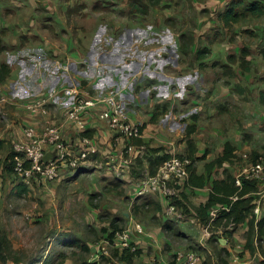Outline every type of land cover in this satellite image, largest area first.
<instances>
[{
  "label": "rangeland",
  "instance_id": "rangeland-1",
  "mask_svg": "<svg viewBox=\"0 0 264 264\" xmlns=\"http://www.w3.org/2000/svg\"><path fill=\"white\" fill-rule=\"evenodd\" d=\"M66 1L65 4L68 6L66 13H68V8L72 9L74 6L87 8L73 11V14H67L63 18L58 13L56 14L60 4L52 2L48 3L51 6L47 9V14L43 10V12H40V17H38L39 12L32 8L31 14L33 15L30 19L28 17L29 12L25 10L9 21L8 28L0 27V46L3 48V52L0 53V61H7L12 67V78L16 80L14 82L16 85L23 82L22 88L26 89H19L21 95L26 94L25 90H29L31 94H36L43 89L48 90L62 85L64 82L78 84L74 74L100 77L102 73H107V75L116 73L119 69L115 68L114 64L109 65L107 61L109 59L108 56L114 55L112 53L113 43L124 45L125 42L126 44L130 42L131 45L133 42V45H135L142 40V44L145 46L146 44L144 43L147 40L145 29L149 28L145 26L143 27L145 29H142V23H153L159 28L158 21L161 24L165 23L174 32H185L189 36L192 35V45L201 44L200 48L198 45L199 49L214 43L211 53L207 54L205 59V64L208 68L207 76L211 75L210 81L216 78L210 67L216 58L218 59L222 55L225 57V48L228 43H232L233 48H239V52L241 51L240 49L247 48L249 54L253 56L256 70L263 67L262 72L264 74V66L260 65L258 63L260 59L256 58L261 56L260 52L264 46V17H247L239 23L225 27L223 23L217 20V14L211 16L209 10L196 9V6L199 8L201 6L205 7L208 0H163L158 6H152L149 0H140L143 4L140 8L142 13L139 11L132 12L134 8L130 6L129 0H124V3L120 0H111L110 2L105 0ZM146 6H148L147 9ZM145 9L146 12L143 11ZM130 29L133 32L132 40H124L123 38L127 36V32ZM36 30L41 32L42 39L44 38L43 36L46 38L43 42L39 41L42 44H39L36 37H28L26 39L22 33H36ZM157 30L159 32V29ZM162 32L160 31L159 33ZM14 33L18 34V45L24 44V46L8 48L11 46V37ZM75 39L78 41L76 44L78 49L73 50L72 46H75ZM117 40H119V43ZM44 42H47V44H44ZM162 42V39H160V44ZM167 42L172 44V41ZM181 45L178 47V53L180 54H182ZM43 47H47V49ZM54 52L63 60H59L58 57L53 58L52 54ZM85 55H87V58L85 57L84 59L83 56ZM145 55L141 50L137 49L127 51V56L132 59L138 60ZM112 59L115 62V58ZM85 60H87L88 66L83 65L82 62ZM185 60L187 68L191 61L196 60V56L195 54L188 55ZM233 65L232 67H227V69L236 72L239 66L236 64V68L233 69ZM249 65L250 63L247 67ZM258 65L261 67L257 68ZM124 66L127 68V65ZM240 71L245 72L244 70ZM39 81H43V83ZM231 82V85L230 83L220 84L219 89L221 91H218L217 94H223L224 98L228 93L234 94V92L240 90L238 85L234 83L235 80ZM82 84L84 83L82 82ZM202 84L203 79L200 80L199 85L202 86ZM9 86L13 90V82L12 86L10 84ZM100 86L101 83L99 85L101 89L102 86ZM259 89L260 87L256 88V91ZM114 92L118 93L117 90ZM2 93L4 92L2 91ZM2 93H0V96H4ZM3 110H6V112L3 111V113L5 112L4 117H0V132L3 131L4 126L9 130L6 131L4 138L0 139V151L2 152V157L0 158V192L2 193L0 209L3 208V203L6 202L4 210L0 211V231L8 236L12 247L14 246L9 253L11 257L21 258L25 264L30 262L35 264L91 263L92 248L97 243L111 233L127 230L134 227L136 223H140L145 230L142 237L145 236L143 238L148 242L146 245H142L140 253L134 256L135 260H139V264H146V262L159 264L160 258L161 260L168 258V261L171 262L174 259L173 256L178 252L186 251H194L202 260L204 258L205 262L203 260L202 264H214L213 256L208 255L202 250L203 247H200L199 238L201 233L196 223L167 217L165 208L155 195V197H147L140 206L133 207L130 196L135 193L134 184L136 185L137 181H134V184L131 182L123 183L118 178L121 176L120 173L106 170L99 173L89 170V172H80V174L72 176L66 173L53 182L42 185L36 184V186L28 188L27 193L18 198L4 195L7 183L12 184L17 179L16 176L10 179L7 176L5 177L2 168L6 162L11 167L9 160L13 155L12 142L18 135L15 138L10 137L9 134L12 129L8 128L7 125H9L10 121L18 120V115L15 113L16 110H12L9 107L5 108L4 106ZM262 114L263 112L255 110L254 118L256 122L259 120L258 124ZM21 124H17V127L20 128ZM188 135L190 136L189 131ZM241 135L245 138L243 140L248 142L251 150L260 153L264 151V141L250 133V130L247 132L246 129H243ZM202 136L203 131L199 130L192 137L196 144L198 142L207 143L208 140ZM227 136L231 137L230 132H227ZM244 143L242 141L237 145L238 151L241 152H238L241 158L242 154L245 153L242 152ZM221 147L222 145H219L218 141L208 144L207 150L211 154L208 160L216 158ZM257 156L252 155V158ZM199 165L200 163L195 164L196 167ZM241 166V164L233 161L232 167L226 169L232 170L233 173H238ZM12 175L14 174H10V176ZM79 175L80 177H78ZM145 203L149 204V206L144 207ZM158 203L162 208L160 211L157 210ZM167 222H170L171 228L165 227ZM115 226H117V230H115ZM105 231L107 232L104 233ZM151 234L155 236L153 237L156 241L149 237ZM135 236L133 234V238ZM216 236L213 235L212 239L215 238L213 240L210 239L212 240L210 248L216 260L215 263L219 264L218 252L221 247L218 242L219 238L217 239ZM237 236L241 237L240 240H246V234H244L240 225L237 228ZM64 237L79 241L78 246L61 245L60 240ZM257 244L256 248L264 256V240L259 243L257 241ZM82 246L87 249L82 248ZM142 257H145L143 261L141 260ZM222 257L227 258L229 264H232L226 250L222 252ZM261 262V258L256 257L253 264H261Z\"/></svg>",
  "mask_w": 264,
  "mask_h": 264
},
{
  "label": "crops",
  "instance_id": "crops-1",
  "mask_svg": "<svg viewBox=\"0 0 264 264\" xmlns=\"http://www.w3.org/2000/svg\"><path fill=\"white\" fill-rule=\"evenodd\" d=\"M105 1L110 2L111 0ZM229 1L208 0L207 5L212 8L219 4L218 9L223 11ZM66 2V0L58 1V4L61 3V5L59 6L58 14L63 18H65V16L68 14L66 13L64 5H62ZM71 2L73 1L71 0ZM37 3H39L38 7ZM40 4V0H0V27L8 28L9 21L13 20L14 16L19 13H23L25 10L29 12L28 17L30 19L33 15L31 14L32 8L36 12H39L38 17H40V12H43L44 10L43 7L40 6ZM205 7L201 6V8H199L198 6H196V9H202L203 11H206ZM85 8L87 7H79L78 9L85 10ZM71 14H73V12ZM3 21L5 22L4 24ZM142 24V29H145L143 28L145 26L149 28L145 29L147 36V40L144 43L146 44L145 46L142 44V40L135 45H133V42L131 45L130 42L129 44H126L125 42L124 45L113 43L112 53H114V55L112 54L113 56H108L109 59L107 61L109 62V65L114 64V67L119 69L116 73H111V75L102 73V76L100 77H87L82 74H74V78L78 80V84H82V82L84 84L86 83V85H89L96 91L117 90L125 108L131 113L133 121L142 123L143 141L147 143L149 147H151L150 149H162L161 154H166V151H170V148L173 146L178 154L186 156L190 152L188 146L189 141L195 144V157L199 159L195 162V164L200 163V165L197 166L198 168L194 165L196 169L195 172L196 174H205L204 187L198 188L191 185L190 188L186 190L187 198L185 203L188 206L190 205L193 211H195L194 209L199 207L200 204L206 203L209 195L213 193V182L225 179L226 170L231 173L233 177L237 174L236 172L233 173L232 170L226 168H231L233 161H236L237 164L243 163L241 156H239V153L241 152H239L237 148L239 142H245L242 152L251 153L253 156H257L260 153L255 152L254 150H251L249 148L250 146L247 141L243 140L245 138L242 137L241 132L243 131V129H246L247 132L248 130H250V133L254 134L260 140L264 141V106L260 104V92L264 91V74L262 72L263 67L260 68V65L264 66V60L260 55V57H256L257 59H260L258 61L260 65L257 66V68L260 69L256 70L253 56L250 55V57H248V60H252V64L245 72H241L240 69H237L236 72H232L227 69V66L232 67V62L229 61L228 56L231 53H236L238 51V48H233V44L228 43L227 47L225 48V57H223L222 55L220 58H216L212 66L210 67L211 72L216 75V78L210 81L209 78L211 75L207 76L208 68L205 64V60L200 62L197 60L193 62L191 61L186 68L187 62L185 60V57L182 54L178 53V47L180 44H182L180 41V35L185 32H174L170 27L166 26L165 23L161 24L160 21L157 22L158 26H160L159 28H157L153 23ZM156 29H159V32H163L159 33L158 30L156 31ZM22 33L26 39L28 37H36L38 39V42H43L44 39L46 40L45 36H43L44 38L42 39L41 32H39L38 30H36V33ZM132 33V29L128 30L127 36H125V38L123 39H129V41H131ZM17 36L18 34L16 33L12 34L11 46H9L8 48L12 49L13 46H24V44L18 45ZM160 39H162L163 41L162 44H160ZM117 41L119 43V40ZM167 41H172V44H169ZM42 42H39V44H42ZM44 44H47V42H44ZM198 45L200 48L201 44ZM198 45H192V54H196L200 50L198 48ZM213 45L214 43L207 47L212 51ZM77 47L78 46L75 44V46H72V49H78ZM43 48L47 49V47ZM134 49L141 50L146 55L140 58L138 57V60L132 59L131 57L127 56V51H133ZM85 57L87 58V55L83 56L84 59ZM112 58H115V62ZM201 62L205 64L203 68H199ZM228 62H230V64H228ZM82 63L83 65H87V60ZM124 65H127V68ZM235 68L236 64L233 65V69ZM12 77L13 76L11 72L10 78L7 80L8 82L6 81L1 85L0 93H2L3 91L4 93L2 94L4 96H8V98L12 102L17 103L16 105H7L6 107L11 108L12 110H16L15 113L18 115V120L10 121L9 125H7L8 128L12 129L9 136L15 138V136L21 132V129L25 125V123L29 121L26 113L25 103L31 100L33 96H38L45 89L37 92L36 94H31L29 90H25L26 94L21 95L19 93V89L26 88H22L23 82H20L18 85H16L14 83L16 82V80H13ZM206 77L207 79H205ZM201 79H203L202 86L199 85ZM232 80H235L234 83L238 85V88L240 90H237L236 92H234V94L228 93V95L224 98L223 94H217L218 91H221L219 89L220 84L230 83L231 85ZM12 82L13 90H11L9 86V84L12 86ZM104 82L108 83L105 84ZM40 83H43V81H41ZM100 83L102 86L101 89L99 88ZM62 84L68 83L64 82ZM258 87H260V89L256 91V88ZM63 103L64 102H61L52 106V112L47 117L48 120H53L57 124L63 123L62 113L60 112V110H62ZM255 110L258 112H263L259 124V120L256 122L254 118ZM21 122L23 123L21 124ZM17 124H21V127L18 128ZM89 126L91 127V130H89V134L95 135L97 134V131H99L101 135L99 137V140L101 145L103 146L102 148H109V145L111 143V133L107 132L106 134H104L103 131L98 130L97 124L93 119H89ZM43 127L44 121H38L37 128L42 129ZM7 130L9 129H6V127L4 126L3 131L0 132V139L4 138ZM199 130L203 131L202 137H205L208 140L207 143L198 142L199 144L197 143V145L193 140L192 136H195ZM188 131L190 136L188 135ZM227 132H230L231 137L227 136ZM63 134L66 139L71 141L77 138L75 130L70 124L67 123H65ZM213 141H218L219 145H222V147L219 150V154H217L216 158L208 160L211 154L208 153L207 146L208 144L210 145ZM226 142H230L236 148L234 152L235 157L232 159V162H225L222 167L214 168L212 170V173L210 175H207L206 165L223 155ZM237 154L239 158L237 157ZM118 155L119 154L117 153H113L112 155V157H116L115 161L112 162V166H114V169L111 166L102 165V167H96L89 170H93L95 173H99L103 170L115 173L116 168H119V166H121L123 171L121 172V176H119L118 178L123 181V183L131 182L132 184H134V181H137L139 178H141L143 174L148 170V164L145 159H141L140 162L142 163V167H140V169L138 167L139 164L138 166L136 165L137 161L133 166H131L126 164L127 162H124L123 159ZM1 157L2 152L0 151V158ZM102 159L105 160L104 158ZM4 168L5 164L2 168L3 175L5 177L7 176L10 179L15 176H10L11 173L8 174L6 171H4ZM89 170H85L83 171V173L89 172ZM134 173L139 174V176L136 177ZM78 177H80V175ZM42 184L44 183H41L40 185ZM34 186H36V184ZM28 188L22 185L19 180L16 179V182H13L12 184L7 183V185L5 186L4 195H6L7 197L8 195H11L18 198L21 195H25ZM1 194L2 193L0 192V197ZM147 197L155 196H136L135 193H133L130 196L133 207L140 206L143 200ZM5 206L6 202L3 203V208L0 209V211H3ZM186 220H189L192 223H196L200 230V226L198 224L200 220L195 216L194 212L187 214ZM186 220L182 221L186 222ZM240 227H242L244 234H246L247 236V230L249 227L248 219L245 222L241 223ZM153 236L154 235L152 234L149 235L151 239L155 240V236ZM143 237L135 236L134 239L140 244L146 245L148 241H146V239ZM158 237H160V235H158ZM139 238L141 239L139 240ZM60 241L61 245L63 246H78L79 244L78 241V244L72 245L71 242H73L74 239H68L67 237H64ZM210 242L211 240L203 241L201 236L199 238L200 247H203L202 250L208 255H210L211 257L213 256V263L216 264L214 255L211 252ZM241 242L244 245L246 244V240H242ZM243 251L244 253L242 254L241 259V262L243 264H253L256 257H260L264 262V256L261 255L258 248H256L255 252L253 253L246 249V247H244ZM134 258L135 257H133L131 263L139 264V260L137 261ZM144 259L145 257L141 258L142 261ZM171 262L168 261V258L163 260H161L160 258L159 264H171ZM7 264L17 263H15L14 260H8ZM18 264H23V261ZM146 264L149 263L146 262Z\"/></svg>",
  "mask_w": 264,
  "mask_h": 264
},
{
  "label": "built area",
  "instance_id": "built-area-1",
  "mask_svg": "<svg viewBox=\"0 0 264 264\" xmlns=\"http://www.w3.org/2000/svg\"><path fill=\"white\" fill-rule=\"evenodd\" d=\"M61 102H64L60 110L63 123L57 124L47 117L52 112V106ZM14 104L17 103L12 102L8 96H0V117H4V106L6 108L7 105ZM25 108L29 121L12 142L13 155L9 162L13 174L27 188L38 183L53 182L66 173L72 176L102 165L114 169L112 162L116 157H112L113 153L119 154L118 156L131 166L138 159L146 158L148 144L143 141V125L133 121L119 94L112 90L94 91L85 84H62L33 96L25 103ZM89 119H93L98 130L104 134L111 133L109 148H102L99 131L95 135L89 134ZM40 120L44 121L42 129L37 128V122ZM65 123L75 130V140L64 137ZM47 154L50 157L46 161ZM166 154L169 158L155 174H150L147 170L137 180L135 195H155L165 208L167 217L179 221L186 220L187 214L183 213L174 201L180 199V195L190 188L187 184L193 162L189 157L178 154L173 146ZM242 160L241 169L234 176V182L238 192L242 190L245 182L257 186V191L251 194L256 203L254 214L257 223L264 216V151L256 158L245 152L242 154ZM122 171L119 166L115 172L121 174ZM238 198L237 194L230 197L232 203ZM230 210L231 204L213 206L207 213V223L198 222L201 238L203 241L210 240L213 235H217L219 245L225 248L231 263L243 264L241 254L245 245L237 236L239 224L234 218L222 219L221 215L222 212L228 213ZM144 231L143 226L136 223L134 227L117 231L111 238L103 239L92 248L91 264H124L125 262L119 259L123 253L135 255L142 249V244L133 238V234L142 236ZM257 245L256 239L255 246ZM175 260L177 264H202L203 261L194 251L178 252Z\"/></svg>",
  "mask_w": 264,
  "mask_h": 264
},
{
  "label": "trees",
  "instance_id": "trees-1",
  "mask_svg": "<svg viewBox=\"0 0 264 264\" xmlns=\"http://www.w3.org/2000/svg\"><path fill=\"white\" fill-rule=\"evenodd\" d=\"M41 4L40 6L43 7L45 10V13L47 14V9L51 6L48 5V3L57 2V0H40ZM122 3H124V0H120ZM152 6H158L162 3L163 0H149ZM58 3V2H57ZM129 4L132 8V12L139 11L142 13V9H140L143 4L140 2V0H129ZM39 3H37L38 7ZM61 5V3H60ZM64 8L68 7L65 3ZM219 4L216 6L210 8L206 3V11L211 12V16H214L217 14L218 21L223 23L225 27H229L233 24L239 23L242 19L247 17H253V18H263L264 17V0H231L227 4V6L224 8L223 11L219 10ZM80 6L73 7L72 9L68 8V14L72 13L73 11H78ZM148 6H146L147 9ZM146 9L143 10L146 12ZM52 11V9H51ZM55 13V12H54ZM58 13V10L56 14ZM263 40H264V34H263ZM180 41L182 43L181 45V53L184 57H187L188 55H192V44H193V36H189L186 33H183L180 35ZM75 44H77V40H74ZM238 51L236 53H231L228 56V59L233 64H237L239 66L240 70L246 71L248 67L252 64V60H248V57H250V54L247 50V48H244L243 50ZM3 52V48L0 46V53ZM211 53V50L207 47L200 49L196 54V60L197 61H204L206 59L207 54ZM239 53V54H238ZM239 56H238V55ZM261 57L264 60V46L261 49ZM53 58L58 57L60 60H63L59 57V55L52 54ZM250 63V65L247 67V65ZM230 64V63H228ZM205 64L201 62L199 68H203ZM229 67V66H227ZM231 71V70H230ZM12 69L9 64H7L6 61H0V87L2 84H4L11 75ZM260 104L264 106V91L260 92ZM190 152L186 155L189 157L193 164L190 168V178L188 180V186L191 185L194 187L202 188L205 185V174H196V169L194 167L195 162L198 158L195 157L196 153V147L195 144H193L191 141L188 143ZM236 148L230 143L226 142L224 146V153L221 157L211 161L206 165V172L207 175H210L212 173V170L216 167H222L225 162H232V159L235 157ZM162 149H150L148 146V151L146 154L145 160L148 164V170L150 174H155L158 170V168L163 164V162L169 158V155L161 154ZM141 159L137 160V166L139 164V168L142 167V163L140 162ZM8 162L5 163L4 171L7 173L13 174V171L9 165H7ZM141 169V168H140ZM136 177L139 176V174L134 173ZM226 177L223 180H217L214 183L213 193L209 195V198L206 203L200 204L199 207L194 209L191 208V206L187 205L186 202V192L182 193L180 196V199H177L174 201L175 205L178 206V208L185 214H189L191 212L195 213V216L200 220L201 223H207L208 221V211L217 204H231V210L230 212H222V219L227 218L231 219L234 218V220L240 225L241 223L245 222L248 219V230H247V236H246V244L245 247L252 253L255 252L256 246H255V240L257 239L258 243L264 240V216H262L258 222L255 221L254 216V207L256 205L254 197L250 196L253 192L257 191V186L254 183L245 182L244 187L241 191L238 192V188L235 186L234 177L231 173H229L227 170L225 171ZM22 184V183H21ZM23 185V184H22ZM1 188V184H0ZM239 196V199L235 202H231L230 197ZM249 195V196H248ZM146 199V198H145ZM144 199V200H145ZM162 205V204H161ZM161 205L158 203L157 210H162ZM149 206V204H144V207ZM165 227L171 228L170 222H167L165 224ZM257 227V228H256ZM117 226H115V230H117ZM105 231L104 233H106ZM114 235V233L109 234L106 238H111ZM215 238V237H214ZM213 238V239H214ZM212 239V240H213ZM211 240V241H212ZM73 244H78V241L71 242ZM12 243L10 239L7 237V235L4 232L0 231V264H7L8 260H14L15 263H20L22 261L21 258L17 257H11L9 255L10 251L12 250ZM82 248L87 249L86 247L82 246ZM225 251V248L221 247V250L218 252V261L219 264H229V261L227 258L222 257V252ZM118 255V252H116ZM140 253V251L138 252ZM137 253V254H138ZM137 254H129L128 252H125L121 255L119 258L123 262L127 264H132V259ZM119 256V255H118ZM176 255L173 256V261L171 264H177L175 260ZM23 264H25L23 262ZM27 264H34V262H30ZM85 264H91V263H85ZM261 264H264L262 261Z\"/></svg>",
  "mask_w": 264,
  "mask_h": 264
},
{
  "label": "water",
  "instance_id": "water-1",
  "mask_svg": "<svg viewBox=\"0 0 264 264\" xmlns=\"http://www.w3.org/2000/svg\"><path fill=\"white\" fill-rule=\"evenodd\" d=\"M50 157V155L49 154H47L46 155V158H45V160L47 161V159Z\"/></svg>",
  "mask_w": 264,
  "mask_h": 264
}]
</instances>
